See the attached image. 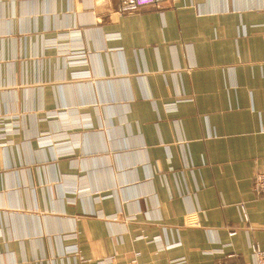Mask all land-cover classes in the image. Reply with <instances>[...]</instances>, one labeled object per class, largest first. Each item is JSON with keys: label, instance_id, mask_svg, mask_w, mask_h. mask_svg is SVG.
<instances>
[{"label": "crops", "instance_id": "1", "mask_svg": "<svg viewBox=\"0 0 264 264\" xmlns=\"http://www.w3.org/2000/svg\"><path fill=\"white\" fill-rule=\"evenodd\" d=\"M117 4L0 0V264L250 262L264 0Z\"/></svg>", "mask_w": 264, "mask_h": 264}, {"label": "built area", "instance_id": "2", "mask_svg": "<svg viewBox=\"0 0 264 264\" xmlns=\"http://www.w3.org/2000/svg\"><path fill=\"white\" fill-rule=\"evenodd\" d=\"M165 0H118L117 4V12L120 14L130 13L138 10L139 8L146 6V5H154L156 7H160ZM78 31V30H77ZM67 51L69 56V61L71 64L80 63L85 61L84 52L80 49ZM18 126L9 124V128L6 129L5 126H0V138L5 137L7 134L16 133L18 132ZM252 190L259 195H264V171H258L254 174L251 182ZM240 210L242 213V219L245 221L247 220V214L245 211L244 205L240 204ZM110 216H107V218ZM231 233H234L231 230ZM75 232H68L64 234L66 239H75L76 238ZM67 250L76 251L77 247L72 245L71 247L67 248ZM250 252H251V260L247 263H241L238 260H229V259H217L215 264H264V249L261 248L259 245L255 243L250 244ZM234 253L228 254L227 257L234 256ZM102 262V261H101ZM126 264H143L138 262L137 260H131ZM170 264H184L183 260H173Z\"/></svg>", "mask_w": 264, "mask_h": 264}]
</instances>
